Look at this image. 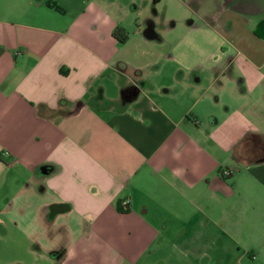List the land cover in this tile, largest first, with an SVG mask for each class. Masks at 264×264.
Wrapping results in <instances>:
<instances>
[{"label":"crops","instance_id":"crops-1","mask_svg":"<svg viewBox=\"0 0 264 264\" xmlns=\"http://www.w3.org/2000/svg\"><path fill=\"white\" fill-rule=\"evenodd\" d=\"M211 1L182 3L197 14L186 27L218 33L221 68L185 76L172 51L160 57L152 15L127 28L117 0H0V253L18 255L7 264H138L147 247H119L118 232L147 234L146 245L160 234H219L235 195L253 231L263 226L264 37L255 28L264 0L250 6L252 37L234 21L223 26L219 10L205 9ZM75 223L80 235L66 236L65 250L56 235H36L69 234ZM12 227L31 235L11 239ZM91 234L114 246L86 249Z\"/></svg>","mask_w":264,"mask_h":264},{"label":"rangeland","instance_id":"rangeland-1","mask_svg":"<svg viewBox=\"0 0 264 264\" xmlns=\"http://www.w3.org/2000/svg\"><path fill=\"white\" fill-rule=\"evenodd\" d=\"M239 1V2H238ZM257 0H226L227 6H219L215 0L211 2H206L205 9L210 11L217 12L222 19L223 26L226 27L228 23L234 21L237 25L240 26L242 30H245V33L250 37L253 36L252 31L249 32V27L253 26L254 22L251 18L250 9L251 5ZM119 4L124 5V9L121 10L122 15L125 17L124 24L125 27L131 28L135 23L141 19L137 13L141 11V8L144 5H148L149 1L147 0H117ZM164 0L152 2L150 0V13L152 17L157 15L160 16V24L157 25V29H164L165 24L163 23L164 14L158 12L161 4ZM242 2V5L237 4ZM184 4V3H183ZM138 5V8H134ZM184 6L189 11V7L184 4ZM244 6V7H243ZM251 6V7H250ZM232 9L236 10L235 12ZM157 14H156V11ZM190 12V11H189ZM154 13V14H153ZM191 13V12H190ZM239 14V15H236ZM197 19V14L191 13L184 19V26L188 25L189 19ZM173 22H176L177 25L172 31H175L178 27V22L176 19H170L167 22V27L172 25ZM225 23V25H224ZM160 31V30H159ZM131 44L127 47L130 50L127 52L128 55L134 56L131 52ZM223 109V107H222ZM238 137V135H237ZM240 196L235 195L233 201H231L230 206H228V219L226 221L218 222V232L219 234H202V233H188V234H160L158 237H154L147 245L145 244V238L147 234H128L116 232V241L118 246H125L131 248L138 247H147L146 252L142 256V260L138 264H264V218L263 226H261L257 231H253L252 222L250 220L245 221V216L241 214L238 209L241 207L239 204ZM237 205V206H236ZM143 207H139L138 210L142 211ZM219 209V208H217ZM188 216L190 212H195L196 208L187 207ZM238 211V212H237ZM247 211V208H246ZM252 209L248 208L247 213H251ZM199 213V212H197ZM151 218V216H150ZM152 219V218H151ZM31 216L26 217V226L27 223H31ZM13 226H16L15 223H11ZM161 226L162 221L158 222ZM36 225V224H35ZM35 225L33 226L35 229ZM163 225V224H162ZM188 227H191V224H187ZM83 224L79 225L75 223L73 232L65 234V231L58 226L57 231L52 234L43 233L36 234L41 240L47 241V239L52 238L53 235H56L59 239L60 245L59 249H66L68 247V241L65 240V237L69 235L71 241L77 238L80 235V230L82 229ZM135 226V225H134ZM246 226V228H245ZM32 229V225L30 224ZM142 226H138V228ZM33 229V231H34ZM191 231V228H188ZM32 231V233H33ZM11 239H21L26 235L30 234H18L17 231L12 227L11 232L8 233ZM35 235V234H33ZM113 236V234H111ZM21 238H20V237ZM13 237V238H12ZM64 237V239H63ZM90 239H86V249L93 250H109L111 246H114V242L104 237L103 234H91ZM4 241L0 240V252L5 250L3 248ZM44 246H46L44 244ZM45 250V248H44ZM13 257H18L15 254L13 248L6 251V254L0 253V264H7L8 259ZM20 257L27 258V260L33 261V256L20 255ZM103 262V261H102ZM100 263V262H99ZM104 263H106L104 261ZM121 263V262H120ZM101 264V263H100ZM123 264V263H122Z\"/></svg>","mask_w":264,"mask_h":264},{"label":"clouds","instance_id":"clouds-1","mask_svg":"<svg viewBox=\"0 0 264 264\" xmlns=\"http://www.w3.org/2000/svg\"><path fill=\"white\" fill-rule=\"evenodd\" d=\"M158 12L164 14L163 23L164 29H160L161 35L164 37V43L159 46L161 49L160 57L166 59L165 53L172 51L173 56L171 63H174L177 68L184 70L185 76L191 74L193 70L196 71H211L213 69L221 68L223 55L219 52L221 40L215 28L208 27L205 24L193 26L188 28L184 26V19L191 15L187 8L182 3V0H164ZM144 19L150 16V0L148 5H144L141 11L137 13ZM157 25L160 24V16L153 17ZM170 19H176L178 27L175 31L167 28V22ZM219 26L218 18L212 17ZM197 66H199L197 68ZM215 91L209 88V92Z\"/></svg>","mask_w":264,"mask_h":264},{"label":"trees","instance_id":"trees-1","mask_svg":"<svg viewBox=\"0 0 264 264\" xmlns=\"http://www.w3.org/2000/svg\"><path fill=\"white\" fill-rule=\"evenodd\" d=\"M255 33L261 37H264V19L256 26L255 28ZM114 36L118 39V41L120 43H124L128 37L129 34L125 31V29L123 27H117L114 32H113ZM118 67L122 70V71H126L128 69V66L126 63L124 62H120L118 63ZM135 75L141 76L142 75V71L141 70H134L133 71ZM264 158V155H262L259 159L257 160H262ZM253 161H255V158L253 159ZM223 173V170H222ZM120 209L122 211L123 208L120 206Z\"/></svg>","mask_w":264,"mask_h":264},{"label":"built area","instance_id":"built-area-1","mask_svg":"<svg viewBox=\"0 0 264 264\" xmlns=\"http://www.w3.org/2000/svg\"><path fill=\"white\" fill-rule=\"evenodd\" d=\"M224 173H227V174H230L231 173V170L230 169H224L223 170V174ZM129 204V201L128 200H124L123 202H122V205H128Z\"/></svg>","mask_w":264,"mask_h":264},{"label":"flooded vegetation","instance_id":"flooded-vegetation-1","mask_svg":"<svg viewBox=\"0 0 264 264\" xmlns=\"http://www.w3.org/2000/svg\"><path fill=\"white\" fill-rule=\"evenodd\" d=\"M138 85V83H135L132 87H130L129 93L134 95V92L137 90Z\"/></svg>","mask_w":264,"mask_h":264},{"label":"water","instance_id":"water-1","mask_svg":"<svg viewBox=\"0 0 264 264\" xmlns=\"http://www.w3.org/2000/svg\"><path fill=\"white\" fill-rule=\"evenodd\" d=\"M141 86H137V90L134 92V95H138V93L140 92ZM264 160V158L262 159ZM48 170H46L45 168L43 169V172H47Z\"/></svg>","mask_w":264,"mask_h":264}]
</instances>
